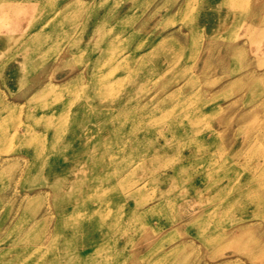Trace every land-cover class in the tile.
Returning <instances> with one entry per match:
<instances>
[{
  "label": "rangeland",
  "instance_id": "1",
  "mask_svg": "<svg viewBox=\"0 0 264 264\" xmlns=\"http://www.w3.org/2000/svg\"><path fill=\"white\" fill-rule=\"evenodd\" d=\"M42 84L63 91L71 123L82 109L75 140L39 118L61 114ZM106 108L119 114L99 123ZM92 132L104 162L124 146L140 168L108 185L115 161L102 205L66 206L76 191L46 173L97 155ZM98 213L114 229L96 233ZM101 250L108 264H264V0H0V264H82Z\"/></svg>",
  "mask_w": 264,
  "mask_h": 264
},
{
  "label": "bare ground",
  "instance_id": "2",
  "mask_svg": "<svg viewBox=\"0 0 264 264\" xmlns=\"http://www.w3.org/2000/svg\"><path fill=\"white\" fill-rule=\"evenodd\" d=\"M36 3H37V1H36ZM34 4H35V2L31 3L30 5L33 6ZM60 6H61V4H58V3L56 4V2H55L54 6H53L54 7L53 9H54V13H56V14H55V16L53 18V21L54 20L56 21L58 19V22H59V16L61 14V11L59 10L61 8ZM23 7H25V6H23ZM7 8H10V6L7 7ZM14 8L15 7L13 6L12 9H14ZM18 9L22 10V6L18 7ZM53 21H50V22L53 23ZM74 42H79V39L78 38H74ZM69 50H70V48L65 50L62 53V56L60 57V60H64L65 59V56H67V53H68ZM81 74L79 75V77L81 76ZM48 84L49 83L47 82L46 83V87L47 88H48V86H47ZM40 90L41 91H40V94H39L38 97H42V98H46L47 97V99L48 98L51 99L50 102L47 103V108L51 107V109H53V107H55L56 105H59V108H60L59 110H61V114H59V116H63L64 118H66V120H65V122H62L60 119H57L59 116L55 115L54 110H50L51 111L50 112L51 115H49V116L48 115L39 116V118L42 119L43 123L45 125H47L48 127H54V129H57V127H60L65 132L69 131L70 140H75V137L79 136L80 131L82 130V117H83L82 114H81L82 113V109L81 110H79V108L76 109V110H79V111L78 112H74L75 113V119H74L73 123H71V121H72L71 120V118H72L71 115H72L73 108L69 109V106H72V104H69L67 109H65V106L67 105V102L65 101V99L63 97V91L62 90H53L52 91L50 89H46L45 85H43V84L41 85ZM117 103H118V101H116L114 104H117ZM123 108L124 107H120L119 110H124ZM66 110L68 111L67 113H66ZM107 112H109L108 109L104 110V111L102 109L99 114L95 115V118L98 119L99 123H102V122L110 123V121L111 120L114 121L115 118L119 114V113L115 114L114 112L113 113H107ZM174 115L175 114H173V116ZM84 117H85L86 121H89V122L91 121L90 120L91 118L88 115H84ZM177 120H179V119H177ZM177 120H175V122ZM190 121L191 122H195V117H190ZM120 127H122V126L119 125L118 128L115 129V126H114L113 127L114 130H111L112 132H114V135L116 137L115 140H117V139L120 140L118 137H120L122 135V133L124 132V130L123 131L120 130ZM93 136H94V140L92 141V143L95 144V146H93L94 147L93 149L96 150V154L97 155L92 156L89 159L82 157V162L81 161L80 162L77 161V159H79L80 156H74V157H71L70 159L69 158L65 159L64 161H62V163H61V161H59V162L56 161V163H54V164L51 162L49 170L46 173L48 176L49 175H53V182H54V186H55L54 189L61 188V185H63V184L65 185L66 184L67 186H69L68 188H70V190L76 191V193H75V198H76L75 201L68 200V199L65 200V205L66 206L67 205L68 206L72 205L74 207L75 202H76V206L80 205V202L82 204H84V202H82V200H85L86 198H92L93 196L97 197L101 201V205H102L103 204L102 203L103 202L102 199H103L104 196H106L107 192L104 191V190H106V188H100L99 185L105 184V182H104L106 180L105 176L108 173H110L111 167L115 166V161H117L116 168H118V169L114 170L115 172H113V173L111 172L112 177H111V180L107 181L108 185H112L114 183L116 187L118 186L119 178H118V176H117V178L114 177V175L116 173H117L116 175L121 174V173L123 175H125V174L126 175L127 174L132 175L134 172H136V170H138L137 167L140 168V165L131 167L132 163L129 160H127L128 157H123V156L121 158L119 157L120 153L125 155L129 151V148H126V147L124 148V146H122V147L119 146L118 149L116 150L117 154L113 155L111 157V159H109L110 160L109 162H107V163L104 162L103 156L101 155V151H102L103 148L100 147V145L103 144V141L101 140V134H99V133L94 134L93 133ZM70 140H68V142H71ZM151 148L152 149H150V150L153 153H157L160 149H162L161 147H158V146L155 147L153 145L151 146ZM55 150H56V148H55ZM81 150L83 151L84 148L79 149V151H81ZM83 159L90 160L91 164H90V166L88 165L89 169H87L86 164L83 163ZM169 162L170 161H168V164H169ZM55 165H57V166H55ZM60 165H62V166H60ZM159 165H160V163H157V164H154L152 166L144 167L141 170V173L149 174L151 169L156 170V169L159 168ZM63 166L67 167V168L70 166V168H69L70 172H67L69 169L66 172H63V170H62L61 173H59V175L55 176L54 175V172H55L54 169L57 168V167L62 168ZM142 166H144V165L142 164ZM76 168H79V169H76ZM184 170H185V167L183 165H180V164L176 165L175 164V166H174V172L175 173L182 174L184 172ZM125 177H127V176H124V178ZM166 179H167V177H166ZM85 181L88 183L87 185L83 184V182H85ZM99 181H100V184H97ZM215 181H217V180H215ZM215 181H214V183H216ZM86 187L89 190L85 189ZM68 190L69 189H67V191ZM60 195H56L55 196L56 202H59V200L62 201L61 199L64 198L63 197L64 195L63 196L61 195L62 198H60L61 197ZM132 195H133V191H130V193L126 197V200L128 198L131 199ZM136 209H139V208L136 207V208H133V209L129 210L128 215L130 217H132L134 215V213H136V211H135ZM107 212L110 213V214L112 213V211H110L109 209L107 210ZM186 212H188V211H186ZM108 213H98L96 224L94 226L95 230H96V233L99 232L100 234H102L104 232H107L108 230L114 229V228H112V226L116 225L115 224L116 221L112 220L111 216ZM64 214H65L64 212H61L60 216L58 217V219L59 218H64ZM58 226H62L64 228H69V227H71V224L62 223V224H58ZM118 233H120V232H118ZM89 234L90 233H88V234L86 233L85 237H84V241L83 242H84L85 247L88 244L91 245V244L95 243V240L91 239ZM211 240L212 239L208 240V243L212 242ZM88 247H92V246H88ZM97 248L98 247L91 248L93 250V252H90V254L91 253L93 254L94 251ZM84 252H85V250L82 252V258H84V256L85 257L87 256V254H85L86 252L85 253ZM96 255L97 256L94 259H93V257L91 259L89 258L90 260H87V261H85L83 259L82 260V264H108L109 261L111 260V257L109 255V253H104L102 251V253L98 252ZM98 261H101V262H98ZM127 264H164V263H163V261H158V260L155 263L154 262L151 263V261L149 259L141 261L140 259H138L136 257V258H132V260H129V262Z\"/></svg>",
  "mask_w": 264,
  "mask_h": 264
}]
</instances>
